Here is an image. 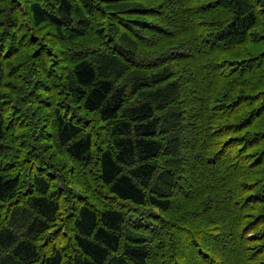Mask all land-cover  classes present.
Returning a JSON list of instances; mask_svg holds the SVG:
<instances>
[{"label":"trees","instance_id":"16d2710c","mask_svg":"<svg viewBox=\"0 0 264 264\" xmlns=\"http://www.w3.org/2000/svg\"><path fill=\"white\" fill-rule=\"evenodd\" d=\"M0 264H264V0H0Z\"/></svg>","mask_w":264,"mask_h":264}]
</instances>
